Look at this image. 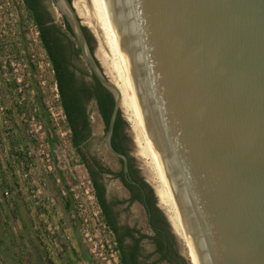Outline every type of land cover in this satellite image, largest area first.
Wrapping results in <instances>:
<instances>
[{
    "label": "water",
    "instance_id": "obj_1",
    "mask_svg": "<svg viewBox=\"0 0 264 264\" xmlns=\"http://www.w3.org/2000/svg\"><path fill=\"white\" fill-rule=\"evenodd\" d=\"M135 103L196 264H264V0H105ZM54 6L92 74L73 0Z\"/></svg>",
    "mask_w": 264,
    "mask_h": 264
},
{
    "label": "rangeland",
    "instance_id": "obj_2",
    "mask_svg": "<svg viewBox=\"0 0 264 264\" xmlns=\"http://www.w3.org/2000/svg\"><path fill=\"white\" fill-rule=\"evenodd\" d=\"M47 4L65 32L64 38L76 48L75 38L65 30L63 16L51 0ZM84 26L94 48L99 44L97 32ZM10 61L25 62L27 67L13 73ZM48 62L37 28L22 1L0 0V264H10L3 251L17 264H122L114 259L117 253L113 235L96 213L87 169L70 143L67 123L57 107L55 78ZM71 67L80 81L91 82L90 69L81 54L71 56ZM117 87L121 92L125 143L133 165L152 189L162 222H166L164 241L169 242L167 256L172 261L161 258L156 250L154 231L141 202L119 203L118 220L122 226L139 230L135 238L145 235L140 239L145 264H192L180 231L173 228L158 206L153 189L160 182L120 82ZM87 110L91 132L81 144L85 160L90 163L97 158L118 172L120 161L105 147L106 129L94 101L88 102ZM104 176L109 198L115 202L119 198L126 200L129 193L119 180L111 174ZM83 228L94 243L84 240ZM127 241L131 242V237Z\"/></svg>",
    "mask_w": 264,
    "mask_h": 264
},
{
    "label": "trees",
    "instance_id": "obj_3",
    "mask_svg": "<svg viewBox=\"0 0 264 264\" xmlns=\"http://www.w3.org/2000/svg\"><path fill=\"white\" fill-rule=\"evenodd\" d=\"M21 1L37 28L39 41L46 53L47 59L53 71L59 103L70 132V143L87 169L94 197L99 205L104 222L113 234L120 260L122 264H139L138 242L142 237H145V235H141L139 238H133V245L129 247V251H126L127 246L124 241V235H126V232H119L116 217L112 213L110 204L106 201L104 187L99 174H97L92 166L87 163L81 148V144L87 139L91 132L90 120L85 101H89L91 98L94 100L98 113L100 114L106 129L113 106V96L100 84L91 71L90 77L92 80L89 84L82 83L80 86L76 85L77 81L75 71L71 67V56L80 55L79 48H75L73 47V44L70 45L63 40L65 32L61 30L59 25L53 23V16L51 12L41 3V0ZM63 23L65 30L73 37L71 28L64 18ZM123 125L124 121L121 118L120 111H118L110 142L114 150L121 152H124L125 150L123 142L121 141V138L125 139V135L122 134ZM133 172L136 175V169H133ZM119 175L124 185L133 192L132 198H137L141 201V191L138 187L126 180L121 173ZM135 180L140 182V186L147 195L145 202L147 204V210L150 213L148 221L151 229L154 231L153 239L155 240L154 243L156 245V250L161 253V258H166L169 261H172V259L167 256L170 253V247L168 245L169 242L167 240L164 241V239H167L166 222H162L161 217L159 216L160 212L154 205L152 189L140 176L136 175ZM130 237L132 236L130 235ZM2 253L7 257L10 264H17L13 257L7 255L6 251H3Z\"/></svg>",
    "mask_w": 264,
    "mask_h": 264
},
{
    "label": "bare ground",
    "instance_id": "obj_4",
    "mask_svg": "<svg viewBox=\"0 0 264 264\" xmlns=\"http://www.w3.org/2000/svg\"><path fill=\"white\" fill-rule=\"evenodd\" d=\"M73 6L77 15L82 20V24L91 27L94 31L97 32L99 44L96 45L95 49L96 58L100 62L106 76L111 80V82L116 86L117 82H120L124 95L126 96L132 107L133 114L137 121V125L140 130L145 148L152 160V165L154 166V169L156 171L158 181L160 182L159 187H156L154 189L158 206L163 210L165 216L167 217L168 221H170L173 228L177 231H180V234L184 239V244L187 247L189 255L191 257L192 264H196L182 222L170 195L169 189L159 167L143 121L135 103L126 70L117 47L106 1L73 0ZM117 88L119 89V87Z\"/></svg>",
    "mask_w": 264,
    "mask_h": 264
},
{
    "label": "flooded vegetation",
    "instance_id": "obj_5",
    "mask_svg": "<svg viewBox=\"0 0 264 264\" xmlns=\"http://www.w3.org/2000/svg\"><path fill=\"white\" fill-rule=\"evenodd\" d=\"M54 1H57V0H51V2L52 3H54ZM41 3L43 4V5H45L46 7H47V9L50 11V9H49V7H48V4H47V0H41ZM51 12V11H50ZM51 14H52V12H51ZM52 16H53V14H52ZM62 18H64V17H62ZM65 19V18H64ZM66 20V19H65ZM53 23H56L57 24V22H56V20L54 19V17H53ZM58 25V24H57ZM62 30V29H61ZM71 32H72V30H71ZM83 33H84V37H85V41H86V44H87V46H88V48L90 49V50H93V45H92V43H91V39H90V34L88 33V31H87V29H86V27H83ZM73 34V33H72ZM73 37L75 38V36H74V34H73ZM63 40L66 42V43H68V44H72V42L71 41H69V40H67V39H65L64 37H63ZM76 40V39H75ZM76 44H77V42H76ZM76 47H78V44H77V46ZM79 48V47H78ZM70 55V54H69ZM75 76H76V81H77V83H76V85L77 86H80L82 83H86V84H89L88 82H86L85 80H83V81H80V79H78L77 78V75H76V73H75ZM92 80V79H91ZM90 100H92V101H94L92 98L91 99H89V101ZM89 101H85V103H86V109H87V104H88V102ZM95 106H96V104H95ZM96 110H97V106H96ZM87 112H88V110H87ZM97 113H98V110H97ZM89 115V114H88ZM98 115H99V117L101 118V116H100V114L98 113ZM90 120V119H89ZM102 120V119H101ZM114 123H115V121H114ZM114 126V125H113ZM106 129H107V127H106ZM112 131H113V129H112ZM105 132H106V130H105ZM122 134H124L125 135V139H123V138H121V141L123 142V146H124V148H125V150H124V152H121V151H118V152H121L122 154H124L125 155V157H126V159H127V161H126V169H124V162H123V160L121 159V158H119V157H116L119 161H120V170L118 171V172H115V171H112V169L110 168V167H108L107 165H105L102 161H100L99 159H97V158H94V159H91V161H90V163L87 161V163L88 164H90L91 166H92V168L95 170V172L97 173V174H99V177H100V180H101V182H102V184H103V187H104V195H105V198H106V201L110 204V208H111V210H112V213L115 215V217H116V220H117V225L119 226V232L120 233H125L126 232V235H124V241H125V244H126V246H127V248H126V251H129V247L131 246V245H133V238H135V233H137L138 234V229H134V228H132V229H129V227H127V226H122V224L119 222V220H118V216H119V212H118V204L119 203H125V204H130V203H132V202H141V204H143L144 205V207L146 208V210H147V204H146V198H147V195H146V193H145V191L143 190V188L140 186V182L138 181V180H135V178H136V175L137 176H140L139 175V173H138V170L135 168V166L133 165V162H132V158H131V155H130V152H129V150H128V148H127V143H125V140H126V133L122 130ZM90 136V135H89ZM88 136V137H89ZM87 137V138H88ZM111 137H112V133H111V136H110V140H111ZM110 144H111V142H110ZM133 169L135 170L136 169V171H137V173H136V175L134 174V172H133ZM107 170H109V171H107ZM122 174L125 178H126V180H128L131 184H133V185H135L136 187H138V189L141 191V197H142V200L140 201V200H138L137 198H132V195H133V192L132 191H130V189H128V187H126L125 185H124V183H123V181L121 180V178H120V175L119 174ZM107 174H111V175H113V176H115L116 178H117V180H119V182L121 183V185L128 191V193H129V195H128V198L126 199V200H123V199H121V198H119L118 200H117V202H115L114 200H112V199H110L109 198V194H108V187H107V185H106V183H105V181H104V175H107ZM141 177V176H140ZM144 181V180H143ZM99 206V205H98ZM100 209V208H99ZM147 212H148V220H149V211L147 210ZM148 224H149V221H148ZM150 226V225H149ZM127 233H130V234H127ZM130 235L132 236L131 237V242L130 241H127V239L128 238H130ZM138 247H139V250H138V261H139V264H145L144 263V261H142V259H141V254H140V251H141V245H140V241L138 242Z\"/></svg>",
    "mask_w": 264,
    "mask_h": 264
},
{
    "label": "built area",
    "instance_id": "obj_6",
    "mask_svg": "<svg viewBox=\"0 0 264 264\" xmlns=\"http://www.w3.org/2000/svg\"><path fill=\"white\" fill-rule=\"evenodd\" d=\"M37 35H38V33H37ZM49 63V62H48ZM50 64V63H49ZM10 66H11V71L13 72V73H18V71L20 70V68H26L27 67V64L25 63V62H23V63H18V62H13V61H10ZM4 74H6V72H4ZM56 86V85H55ZM57 101L59 102V97H58V93H57ZM57 107L59 108V111H60V113L62 114V117L64 118V114H63V111H62V108H61V106H60V103H58V105H57ZM2 110V107H0V111ZM49 113H50V115H53V112L51 111V109H49ZM64 120H65V118H64ZM39 128H40V126H39ZM35 132H37V130H34ZM34 134H32V136H33ZM27 155L28 156H30V151H27ZM26 175V174H25ZM94 195V194H93ZM96 200V199H95ZM97 203V202H96ZM97 212L96 213H99V215L101 216V212H100V209H99V206H98V204H97V210H96ZM101 218H102V216H101ZM102 224H103V226L104 227H106L110 232H111V230L109 229V227L107 226V224L104 222V220H103V218H102ZM82 235H83V238H84V240L87 242V243H90V244H92V243H94V240H93V238H92V236L89 234V232H88V230L86 229V228H83L82 230ZM112 233V232H111ZM113 235V234H112ZM112 244L114 245V248H115V253H117V256H115L114 257V259L116 260V259H119V261H121L120 260V257H119V252H118V250H117V246H116V242H115V240H114V237L112 238ZM103 245H101V247H102ZM122 263V262H121Z\"/></svg>",
    "mask_w": 264,
    "mask_h": 264
}]
</instances>
